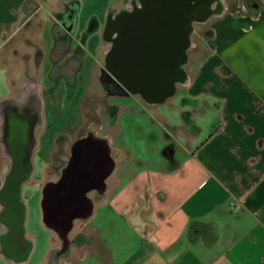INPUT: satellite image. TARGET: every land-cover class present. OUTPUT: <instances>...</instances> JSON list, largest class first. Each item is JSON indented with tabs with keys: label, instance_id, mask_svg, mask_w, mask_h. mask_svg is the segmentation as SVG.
<instances>
[{
	"label": "crops",
	"instance_id": "0c3cea01",
	"mask_svg": "<svg viewBox=\"0 0 264 264\" xmlns=\"http://www.w3.org/2000/svg\"><path fill=\"white\" fill-rule=\"evenodd\" d=\"M80 12L79 0H0V69L25 68L15 64L19 53L37 56L31 44L38 40L47 44L42 64L63 40L89 43L100 26L82 28ZM254 12L213 14L211 36L188 51L178 118L160 116L161 134L147 135L157 149L133 153L109 137L113 169L85 219V251L52 264H89L91 257L92 264H264V3ZM7 80L14 91L22 87L12 75ZM5 226L0 218V236ZM24 239L23 263L0 259L28 262L33 238L25 232Z\"/></svg>",
	"mask_w": 264,
	"mask_h": 264
},
{
	"label": "rangeland",
	"instance_id": "374dc122",
	"mask_svg": "<svg viewBox=\"0 0 264 264\" xmlns=\"http://www.w3.org/2000/svg\"><path fill=\"white\" fill-rule=\"evenodd\" d=\"M140 1L79 0L81 5L79 15L81 27L88 29L93 24L100 26V32L92 34L93 38L89 43H83L78 48L74 43L63 40V42H60L58 46L56 44V47L52 49L53 58L47 59L46 63L42 64L41 52L42 49L45 50L47 44L45 45L43 42L39 43L38 40L36 43L31 44L37 47V56L34 54L28 58L24 50L20 51V53L17 52L20 59L15 64L17 65L20 62L22 66H25V68H21L23 73L20 68L8 74L5 73V69H0V98H3L0 99V111H2L4 106V104L2 105L5 100L4 98L10 97L12 100L20 99L22 92L25 91L24 88L37 85L40 87L39 92H27L28 98L31 102H35L38 108L41 109L42 106L44 120L52 126L51 130H45V127H40L35 135L38 146L37 154L46 158L48 164L42 166L41 162H39V157H37L35 161L37 168L34 179L35 184L25 185L22 190V202L26 206V235L28 238L34 239L31 240L34 251L29 261L24 264H40L41 262H47L51 258L53 259L51 264L56 260L68 261L74 257L71 253L72 250L85 251L82 242L85 238L83 237V228L86 220L82 219L73 224L72 231L68 236L71 242L70 249L63 255L58 256L62 250V241L55 232L46 228L42 221L41 201L43 185L46 179L41 176V166L42 169H45L44 173H46L47 180L56 181L60 174L59 168L63 165L61 159L68 157L72 146L89 134L94 136V138L106 140V143L110 141L109 137H112L115 140V147H125L128 151L132 150L133 153H137V150H142L147 154L145 145L149 147V150L157 149L155 146L148 144L150 140L149 138L147 139V135L148 133L150 136H153L155 133L161 134V129L157 123L160 121V116H166L172 121L174 120V122L176 121V117L178 118L176 112H178V108L180 107V101L185 97L184 90L179 85L177 86L179 90L177 95L175 94L169 98L167 104L153 106L144 101L141 96L131 94L108 71L106 65L107 51L111 48V40L105 34L108 18L122 11L133 12L134 8L131 5L134 3L138 4ZM222 1L224 2V0ZM253 2H256V7H250ZM263 3L264 0H225L226 9L222 14H226L227 16L245 13L253 14L255 13V9ZM217 17L212 16L206 23L194 25L190 39L191 47H193V43L199 44L203 39L211 36L212 31L210 27ZM38 33L39 35L37 34L36 38L40 39L41 32L39 31ZM27 45H29L28 42L20 43V48L24 49ZM192 52L190 48L189 54ZM71 55L75 58L74 61L71 64H66L67 58ZM60 56H63L62 59L59 58ZM43 58H45V55H43ZM76 58H79V60ZM33 62H36V66H38L37 71H35L36 69L34 70L36 66L32 67L34 65ZM76 62L81 63L80 66L83 69L76 78L77 85L71 87L66 78L60 75L65 72L63 69L66 66L70 68L77 67ZM25 63L29 68L26 67ZM44 64L46 65V69L41 68ZM51 65H55L56 67L62 66V68L61 70L54 69L55 72L51 73V70H53L51 69ZM184 69L190 70L191 68L185 65ZM27 70L31 71V74H27ZM185 70L184 73L187 75ZM33 71H35L34 74H32ZM10 75L15 79L16 86H22L19 90L14 91L9 87L7 79ZM71 77L72 75H70ZM109 81L119 86L121 91H116L118 92L117 94L108 91L105 84ZM107 85L113 89L109 84ZM56 127L59 129L56 130ZM179 143L184 144L182 140H178ZM126 154L127 152L121 154L122 158ZM128 154L130 155V152ZM89 196L93 200L97 198L94 193ZM89 237L93 238L92 240L95 238L93 233H90ZM53 245L54 252L49 254ZM95 245H97L96 239L89 246H85L86 251H93ZM92 258H89V264H92ZM0 264L7 263L3 259H0Z\"/></svg>",
	"mask_w": 264,
	"mask_h": 264
},
{
	"label": "flooded vegetation",
	"instance_id": "af4514ba",
	"mask_svg": "<svg viewBox=\"0 0 264 264\" xmlns=\"http://www.w3.org/2000/svg\"><path fill=\"white\" fill-rule=\"evenodd\" d=\"M145 1L143 0L141 6L132 7L134 8V12L144 10ZM212 1L214 0H201L203 4L210 6L208 19L213 16V10H211ZM195 4L196 0H191L190 6L193 7ZM223 5H225V0ZM256 5V2H253L250 7H256ZM134 12L130 13L134 14ZM118 20L117 18L110 35L111 45L116 43L122 34H125V32H128L135 26V22L131 21L125 27H119ZM193 21L194 19L190 23L191 32L189 40L193 33L192 27L197 24ZM62 57L60 56L59 58L62 59ZM52 58L53 54H51L49 59ZM74 59L72 55L69 56L66 64H71ZM76 59L79 60V58ZM76 63L77 67L70 68L66 66L63 69L65 72L63 74L60 73V76H64L71 87L77 85L76 78L83 69L80 66L81 63ZM55 67V65L51 67L53 69L51 73L55 72L54 69L61 70L62 68V66ZM108 71L116 77L109 68ZM70 75H72L71 78ZM107 84L116 89V84L112 81L107 82ZM175 85L176 81L174 82ZM39 89V86L34 85L24 89L25 91L22 92L20 99L4 100L2 103V105L4 104L3 109L0 111V169L3 172V184L0 189V207L2 208L0 218L7 226L5 228L8 229L7 234L0 236V244L3 250L0 251V255H5L6 258H12L11 260L21 263L24 262V259L20 258L28 252V247H30V243L24 239V233L26 232V206L22 202V190L25 185L35 184L34 179L37 172L35 161L37 157H39V162H41L42 166L48 164L46 158L37 154L38 146L35 135L40 127H45V130H51L52 128L44 120L42 106L41 109L38 108L37 104L31 102L28 98L27 92H39ZM127 90L129 91V89ZM58 129L56 127V130ZM61 161L63 165L59 168L60 174L56 181H48L46 173H44L45 169H42L41 166V176L46 179L43 185L41 201L42 221L44 192H47L45 205V210L48 214L47 224L49 229L54 231L58 236H61L65 242L59 254L60 256L64 251L69 250L71 246V242L63 230L69 227L72 222L74 224L76 221H81L83 217L88 218L90 216V206L93 199L89 195L94 193L97 196L102 192L103 189L101 187L104 180L103 178L99 180V178L109 174L113 164L109 156L108 143L99 138H94L90 134L78 140L72 146L70 155L62 158ZM109 176L106 178V181ZM86 188L90 190L84 196L83 192ZM55 210L57 211V215ZM75 216H77V219L72 221Z\"/></svg>",
	"mask_w": 264,
	"mask_h": 264
},
{
	"label": "water",
	"instance_id": "95a60500",
	"mask_svg": "<svg viewBox=\"0 0 264 264\" xmlns=\"http://www.w3.org/2000/svg\"><path fill=\"white\" fill-rule=\"evenodd\" d=\"M190 3L191 0H146L144 10L133 11L134 14L122 11L108 18L105 34L111 27L109 20L114 16H119V27H125L131 21L135 22L134 28L122 34L121 38L111 45L108 50L110 54L108 52L107 55L117 79L126 89L132 91L131 94L141 96L148 104H162L175 93L174 82L182 77V70L188 61L190 23L193 18L208 19L209 5L203 4L201 0H196L193 7ZM112 169L113 166L109 174L101 176L99 180H106ZM102 189L101 194L105 187ZM89 190L86 188L83 195L86 196ZM46 194L47 192H44L42 205L43 223L49 229L48 214L45 210ZM90 208L91 215L92 201ZM55 213L57 215L56 210ZM75 219L77 216L73 217L72 221ZM72 228L73 222L63 230L67 238ZM59 238L63 249L64 239L61 236Z\"/></svg>",
	"mask_w": 264,
	"mask_h": 264
},
{
	"label": "bare ground",
	"instance_id": "6f19581e",
	"mask_svg": "<svg viewBox=\"0 0 264 264\" xmlns=\"http://www.w3.org/2000/svg\"><path fill=\"white\" fill-rule=\"evenodd\" d=\"M220 1L221 0H214V1H212L211 2V10H213L212 11V13L213 14H217V15H219V14H222L223 13V11H224V9H225V5H223V1H221V3H220ZM142 2H143V0H141L138 4H132L131 5V7H136V6H141V4H142ZM117 18H118V16H114L113 18H111L109 21V24H110V29H108V32H107V37L108 38H110V35H111V33H112V31H113V29H114V24H115V21L117 20ZM199 18V17H198ZM198 18H193L194 19V23H197V24H203V23H205L208 19H206V20H204V18H200V19H198ZM208 18V17H207ZM191 25V24H190ZM193 28V27H192ZM191 29V28H190ZM191 32V31H190ZM189 39H188V45H187V48L189 49L190 47H191V45H189ZM109 52V53H108ZM107 53L108 54H110V51H107ZM187 59H188V56H187ZM106 63H107V67L109 68V70L114 74V72H113V66H112V62H111V60L109 59V56L107 55V61H106ZM182 73H183V75H182V77H180L178 80H176V87H177V84H179V83H181V84H183V85H185L188 81H189V78H188V76L184 73V70H182ZM129 91L130 92H132L130 89H129ZM175 92H176V88H175ZM175 94V93H174ZM173 94V95H174ZM172 95V96H173ZM171 96V97H172Z\"/></svg>",
	"mask_w": 264,
	"mask_h": 264
},
{
	"label": "trees",
	"instance_id": "16d2710c",
	"mask_svg": "<svg viewBox=\"0 0 264 264\" xmlns=\"http://www.w3.org/2000/svg\"><path fill=\"white\" fill-rule=\"evenodd\" d=\"M106 85V87H107V89H108V91H110V92H112V93H115V94H117L118 92H120L121 90L119 89V86H117L116 85V89H112V88H110L107 84H105ZM114 91V92H113ZM116 91H118V92H116Z\"/></svg>",
	"mask_w": 264,
	"mask_h": 264
}]
</instances>
